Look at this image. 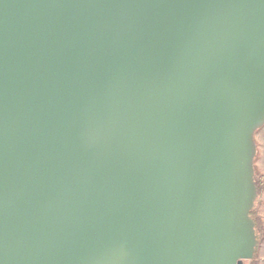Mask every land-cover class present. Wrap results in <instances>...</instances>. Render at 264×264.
<instances>
[{"label":"water","instance_id":"water-1","mask_svg":"<svg viewBox=\"0 0 264 264\" xmlns=\"http://www.w3.org/2000/svg\"><path fill=\"white\" fill-rule=\"evenodd\" d=\"M264 0H0V264H244L258 236Z\"/></svg>","mask_w":264,"mask_h":264},{"label":"trees","instance_id":"trees-1","mask_svg":"<svg viewBox=\"0 0 264 264\" xmlns=\"http://www.w3.org/2000/svg\"><path fill=\"white\" fill-rule=\"evenodd\" d=\"M263 129H264V125L255 131L254 133L255 144L259 140V134ZM256 156L257 154L255 155V158H254V169H255V184L257 188V199H256L253 210L250 212V215L253 218L254 223H255V228H256L257 236H258V245H257L255 255L253 259L250 260V263L251 264H257V263L263 264L260 261V258H258L260 251L262 252V256L264 255V220L261 215L262 213V203H261L262 188L260 185V178L258 177V174L256 173V161H257Z\"/></svg>","mask_w":264,"mask_h":264},{"label":"crops","instance_id":"crops-1","mask_svg":"<svg viewBox=\"0 0 264 264\" xmlns=\"http://www.w3.org/2000/svg\"><path fill=\"white\" fill-rule=\"evenodd\" d=\"M256 173L260 178V185L262 188V217L264 220V129L259 134V140L256 143ZM260 261L264 264V255L260 259Z\"/></svg>","mask_w":264,"mask_h":264},{"label":"rangeland","instance_id":"rangeland-1","mask_svg":"<svg viewBox=\"0 0 264 264\" xmlns=\"http://www.w3.org/2000/svg\"><path fill=\"white\" fill-rule=\"evenodd\" d=\"M261 256H262V252L260 251V252H259V256H258V258L261 259ZM244 264H251V263H250V261H247V262H245ZM257 264H259V263H257ZM260 264H261V263H260Z\"/></svg>","mask_w":264,"mask_h":264}]
</instances>
